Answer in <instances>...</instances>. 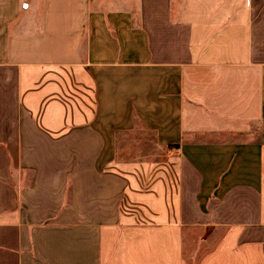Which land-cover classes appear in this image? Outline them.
<instances>
[{
  "label": "crops",
  "instance_id": "crops-1",
  "mask_svg": "<svg viewBox=\"0 0 264 264\" xmlns=\"http://www.w3.org/2000/svg\"><path fill=\"white\" fill-rule=\"evenodd\" d=\"M263 124L264 0H0V264H264Z\"/></svg>",
  "mask_w": 264,
  "mask_h": 264
},
{
  "label": "rangeland",
  "instance_id": "rangeland-1",
  "mask_svg": "<svg viewBox=\"0 0 264 264\" xmlns=\"http://www.w3.org/2000/svg\"><path fill=\"white\" fill-rule=\"evenodd\" d=\"M262 128H263V131H264V124H263ZM125 151H127V150H125ZM152 151H153V150H150V152H152Z\"/></svg>",
  "mask_w": 264,
  "mask_h": 264
}]
</instances>
